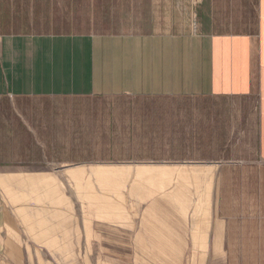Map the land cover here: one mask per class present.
Here are the masks:
<instances>
[{
    "label": "crops",
    "instance_id": "crops-1",
    "mask_svg": "<svg viewBox=\"0 0 264 264\" xmlns=\"http://www.w3.org/2000/svg\"><path fill=\"white\" fill-rule=\"evenodd\" d=\"M152 4L148 6L152 8ZM176 7L166 8L164 12L142 13L135 24L141 23V26H131L126 33L0 34V97L254 100L257 114L250 127L257 143L256 158L247 161L236 157L219 164L222 200L206 239L212 254L222 256V264H264V0H189L188 6L177 3L173 8ZM171 108L163 110L166 114L158 126L159 132L163 130L164 135L174 134L177 138L182 136L183 127L197 129L190 126L193 121L188 119H182L178 125L180 119L173 113L180 110ZM112 123L111 135L139 134L137 126L128 123L125 130H119L122 122L118 119ZM93 124L91 128L95 130L90 134L102 137L101 122L93 121ZM76 128H81L79 121ZM141 128L144 135L156 134L154 125ZM173 129L177 133H172ZM97 152L92 158L102 159L100 151ZM112 157L168 161L189 158L174 154ZM130 166L119 171L100 166L66 170L78 182L87 173L100 178L132 170L137 178L147 179L175 175L178 179L198 181L201 175L213 176L211 168L197 165L178 168L173 164L138 165L136 170L126 169ZM45 174L0 172V181L18 176L21 182L29 178L35 183H15L14 187L54 185L52 178ZM44 179L45 184L41 183ZM231 187H238V199L234 200ZM242 187L249 190L244 192ZM5 208L0 202V264H26V256L42 254L38 252L40 244L33 240L47 242V246L56 242L64 246L61 241L69 240L68 246L73 244L75 248L61 254L78 255L79 264H139L134 259L140 255L150 257L143 264H167L166 259L159 257L170 256L176 261L192 245L193 234L184 231L182 223H167L163 231L117 235L129 227L98 220L88 225L82 218L78 230L71 221L60 228L62 234H57L56 219L48 218V229H45L38 218L19 220L16 217L13 221ZM136 240L144 241L143 246ZM83 256L90 257L89 263H82ZM103 256L107 258L104 260Z\"/></svg>",
    "mask_w": 264,
    "mask_h": 264
},
{
    "label": "rangeland",
    "instance_id": "rangeland-1",
    "mask_svg": "<svg viewBox=\"0 0 264 264\" xmlns=\"http://www.w3.org/2000/svg\"><path fill=\"white\" fill-rule=\"evenodd\" d=\"M151 2L152 8L148 6ZM174 2L189 4V0H0V34L126 33L131 26H141L135 24L142 13L177 9L173 8L177 4ZM171 106L180 110L173 113L180 119L178 125L188 119L193 121L190 126L197 129L183 127L182 136L177 138L174 134L164 135L163 130L159 132L158 126L166 114L163 110ZM256 114L254 100L238 97H0V172L46 173L44 176L52 178L54 184L14 187L15 183L35 181L26 178L21 182L18 176H12L0 181L1 205L6 206V213L13 221L16 217L38 218L40 225L48 229V218L56 219L57 234H62L60 228L71 221L78 230L82 218L88 225L98 220L129 227L117 235L163 231L167 223H182L184 231L193 234L192 245L176 261L170 256L159 258L166 259L167 264H222V256L212 254L206 239L222 200L219 164L236 157L255 160L257 143L250 125ZM118 119L122 122L119 130H125L129 123L139 128V134L111 135L112 121ZM78 121L81 128L75 129ZM93 121L101 122L102 137L90 134L95 130L91 128ZM147 125H154L156 134H142L141 127ZM171 132L177 133L175 129ZM179 139L183 143H174ZM97 151L102 159L92 158ZM148 154L189 158L171 161L110 158ZM171 164L176 168L194 165L211 168L213 176L201 175L198 181L178 179L175 175L147 179L137 178L132 170L100 178L87 173L78 182L66 170L100 166L119 171L128 165L131 166L126 169L136 170L138 165ZM44 180L41 183H47ZM231 188L234 200L238 199V187ZM247 189L242 187L244 192ZM26 224L23 223L24 227ZM33 241L40 244L38 252L42 254L26 256V264H79L78 255L61 254L75 248L73 244L68 246L69 240L61 241L64 246L59 242L47 246V242ZM136 243L143 246L144 241L136 240ZM89 259L83 256L82 263H89ZM148 260V255L134 259L139 264Z\"/></svg>",
    "mask_w": 264,
    "mask_h": 264
}]
</instances>
